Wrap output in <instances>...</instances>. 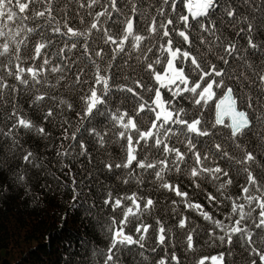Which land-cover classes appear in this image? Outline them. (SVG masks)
I'll return each instance as SVG.
<instances>
[{
  "label": "snow or ice",
  "instance_id": "6c2138e0",
  "mask_svg": "<svg viewBox=\"0 0 264 264\" xmlns=\"http://www.w3.org/2000/svg\"><path fill=\"white\" fill-rule=\"evenodd\" d=\"M44 156L100 264H264V0H0V176Z\"/></svg>",
  "mask_w": 264,
  "mask_h": 264
},
{
  "label": "trees",
  "instance_id": "16d2710c",
  "mask_svg": "<svg viewBox=\"0 0 264 264\" xmlns=\"http://www.w3.org/2000/svg\"><path fill=\"white\" fill-rule=\"evenodd\" d=\"M66 163L44 156L43 171L21 165L27 179L20 184L0 176V196L5 189L9 192L0 198V264H100L107 246V210L100 207L99 193L88 187L74 197ZM72 170L79 172V167ZM79 180L77 176L81 187ZM221 250L201 242L197 253Z\"/></svg>",
  "mask_w": 264,
  "mask_h": 264
}]
</instances>
